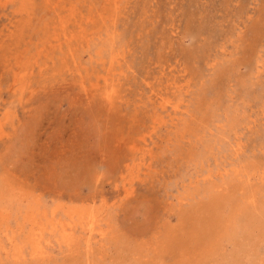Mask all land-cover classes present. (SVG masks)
Returning <instances> with one entry per match:
<instances>
[{
	"label": "rangeland",
	"instance_id": "obj_1",
	"mask_svg": "<svg viewBox=\"0 0 264 264\" xmlns=\"http://www.w3.org/2000/svg\"><path fill=\"white\" fill-rule=\"evenodd\" d=\"M0 264H264V0H0Z\"/></svg>",
	"mask_w": 264,
	"mask_h": 264
},
{
	"label": "bare ground",
	"instance_id": "obj_2",
	"mask_svg": "<svg viewBox=\"0 0 264 264\" xmlns=\"http://www.w3.org/2000/svg\"><path fill=\"white\" fill-rule=\"evenodd\" d=\"M170 101L168 99H161V101L159 102V106L161 107V109L164 111L166 110L167 106L169 105ZM175 110L179 113V105H175L174 106ZM94 221V220H93ZM57 223H54V226L56 227ZM41 253V252H40ZM261 261V260H259ZM258 263V262H257Z\"/></svg>",
	"mask_w": 264,
	"mask_h": 264
}]
</instances>
